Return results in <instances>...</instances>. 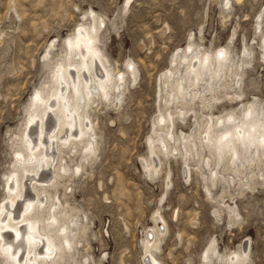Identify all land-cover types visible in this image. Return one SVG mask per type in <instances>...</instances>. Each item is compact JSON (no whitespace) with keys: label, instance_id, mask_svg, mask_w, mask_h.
<instances>
[{"label":"rangeland","instance_id":"obj_1","mask_svg":"<svg viewBox=\"0 0 264 264\" xmlns=\"http://www.w3.org/2000/svg\"><path fill=\"white\" fill-rule=\"evenodd\" d=\"M98 20L94 46L113 77L125 74L126 83L120 101L114 93L96 97L85 112L95 134L88 161L89 138L60 156L70 171L49 188L46 203L60 200L75 243L57 264H147L156 216L165 227L149 248L158 264H231L235 255L264 264V156L251 174L224 171L226 162L213 166L212 175L201 160L212 158L209 145L198 154L196 138L207 122L243 107L249 116L254 103L264 110V0H0V217L9 176L19 169L20 152L27 153L22 140L36 94L49 93L56 64L70 58L72 38ZM189 45L212 63L221 50L239 66L248 63L232 84H220L217 102L209 97L212 108L198 98L193 104L169 98L177 77L170 73L184 68L178 57ZM168 116L174 139L167 136ZM154 145L159 173L145 166ZM222 167L235 183L218 181ZM0 264H6L2 255Z\"/></svg>","mask_w":264,"mask_h":264},{"label":"bare ground","instance_id":"obj_2","mask_svg":"<svg viewBox=\"0 0 264 264\" xmlns=\"http://www.w3.org/2000/svg\"><path fill=\"white\" fill-rule=\"evenodd\" d=\"M96 18L98 17L94 18L95 21ZM101 24L100 21L90 28L84 26L80 28L72 38L74 43H71L73 48L70 58L68 56L65 60L62 58L64 61L56 64L58 70L55 72L51 90L45 95H42V91L36 94V100L33 103L36 110L30 114L26 122L27 134L22 140L27 153L24 155L20 152L18 164L21 171L16 168L17 171L14 170L9 176L10 194L0 217V255L3 256L6 264H57L55 258L62 259V254L66 250H72L75 243L71 223L63 220L62 214L66 212L61 207L60 200L58 199L57 205L51 203L50 207L46 202L50 199L49 188L57 185L61 173L67 174L70 171L68 165L64 163V158L60 157L63 149L69 148L75 151L78 145L89 138L84 148L87 150L84 160L88 161V157L94 153V127L89 116L85 114L86 110L95 103L93 99L96 97L109 99L114 93L118 95L117 101H120L122 88L126 83L125 74L113 77L104 66L94 46ZM193 48V45H189L187 50L181 52L182 56L178 57L181 62H184V68L170 73L171 77L174 75L177 77L175 94L170 91L172 94L168 95L171 102L186 101L193 104L198 98L202 104L209 102L208 107L212 108L209 97L217 102L215 92L220 84L225 81L232 84L234 78L237 80L238 71H243L248 63L242 66L237 65L224 50L219 52L216 62L212 63L210 55L201 53L197 49L194 51ZM133 74L136 79L138 73L134 71ZM236 98L240 99V96H229L228 100L233 101ZM256 104L252 105L255 112H252L250 116L247 114L248 109L243 107L238 114L233 112L225 117L222 116L214 124L207 122V126L204 125L205 128L201 127L202 132L196 135V138L202 142L201 149L199 148L201 152L198 151V154L206 151V146L209 145V154L212 158L201 160L212 175L214 174L213 166L224 165L225 167V163L228 162L226 164L229 167L225 170L222 167L220 174H216L218 181L235 183V178L226 179L222 170L232 171L234 174H247L249 171L251 174L253 166L259 165L258 161L260 162L264 156V110L256 109ZM178 116L181 119L184 118L183 110ZM168 118L167 136L174 139L172 129L174 123L172 117L168 116ZM163 122H166L164 117ZM180 139L187 142L190 147L188 152L193 154L194 151L188 144L190 137L183 135ZM160 145L166 148L164 138ZM54 149L58 153V158ZM155 149L154 145L151 150V157H153L151 163L145 166L154 173H159L160 170L155 165L154 156L158 154ZM180 155L187 164V153L180 152ZM50 169H53V174L48 178L47 171ZM80 169L78 167L79 171ZM30 177L32 182L28 180ZM29 186L35 194L28 189L25 191ZM46 206L48 207L47 217L45 216ZM158 219L157 216L154 218L157 231L147 234L145 245L146 253L149 254L147 264H158L149 249L151 246L154 247L156 238L164 233L165 227ZM213 253L219 257L215 250ZM245 256L246 251L243 252L242 257ZM231 264L245 263L244 260L240 261L239 255H235Z\"/></svg>","mask_w":264,"mask_h":264}]
</instances>
